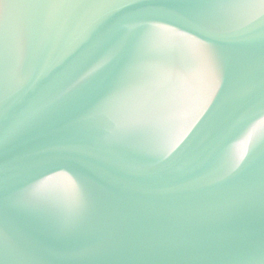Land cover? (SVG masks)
Instances as JSON below:
<instances>
[{"label":"water","instance_id":"1","mask_svg":"<svg viewBox=\"0 0 264 264\" xmlns=\"http://www.w3.org/2000/svg\"><path fill=\"white\" fill-rule=\"evenodd\" d=\"M0 264H264V0H0Z\"/></svg>","mask_w":264,"mask_h":264}]
</instances>
